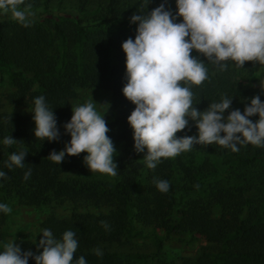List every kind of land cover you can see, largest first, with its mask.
<instances>
[{"label":"trees","instance_id":"16d2710c","mask_svg":"<svg viewBox=\"0 0 264 264\" xmlns=\"http://www.w3.org/2000/svg\"><path fill=\"white\" fill-rule=\"evenodd\" d=\"M25 3L31 5L30 12L38 18L27 27L0 22V70L6 72L14 89L8 98L10 103L32 106L35 96L45 97L53 108L59 137L53 142L35 139L31 113L19 115L0 110V139L9 134L17 140L9 147L0 145V170L5 172V177L0 178V202L12 196L19 205L28 207L70 202L75 208L90 209H74L62 218L52 213L40 223L39 230L49 229L56 238L65 230H73L77 239L73 259L83 256L87 264L134 263H123L114 251L131 234L132 221L166 235L204 237L205 245L196 257L160 264H264V147L238 145L239 150L232 152L215 144H194L189 151L162 158L154 169L145 166L143 153L133 151L126 117L134 105L121 94L125 81L120 44L134 37L135 24L128 21L142 10L141 0ZM160 3L161 0H149L145 11ZM165 7L174 12V0H166ZM191 54L206 63L203 56ZM232 63L224 71L206 63L208 78L198 86L190 85L197 110L228 96L232 97L230 107L242 112L247 103H241L242 98L260 95L264 65L246 61L242 68H236ZM84 87L105 90L111 96L113 120L106 124V135L114 146H121L113 158L117 174L111 182L65 177L66 172L77 167V156L66 155L58 165L46 158L50 151L61 150L62 143L69 139L62 128L71 116L68 102L75 98L77 88ZM260 99L264 101V95ZM195 134L190 121L185 130L175 135ZM20 150L27 152L25 168L3 167L7 155ZM213 166L231 184L212 189L205 197L182 201L183 193L198 189L201 180L218 173ZM27 168H31V175L24 180ZM179 175L184 184L178 194L173 180ZM153 178L168 181V191L159 192ZM5 218L6 214L0 213V244L5 243ZM101 221L107 223V229ZM20 248L24 250L23 246ZM96 248L101 249L102 256L94 254ZM28 264H33L31 258Z\"/></svg>","mask_w":264,"mask_h":264},{"label":"clouds","instance_id":"9594fccd","mask_svg":"<svg viewBox=\"0 0 264 264\" xmlns=\"http://www.w3.org/2000/svg\"><path fill=\"white\" fill-rule=\"evenodd\" d=\"M148 2L141 0L142 10L129 18V24H135L134 37L120 44L125 81L121 94L134 105L126 117L133 151L143 153L145 166L154 169L162 158H173L191 150L194 144H215L232 152L239 150L238 145L264 147V101L260 99L264 86L259 83L260 95L241 99V103L247 100L242 112L230 107L232 97L228 96L197 110L190 88L208 78L206 63L220 71L229 62L236 68H242L246 61L264 65V0H174V12L165 7L166 0L145 11ZM30 7L25 0H0V16L7 14L27 27ZM192 52L203 56L206 63ZM92 101L71 107V116L62 125L69 139L61 150L50 151L46 158L58 165L66 155L83 152L82 163L88 171L114 176L115 148L106 135L109 129L103 115ZM31 105L26 111L31 113L34 138L57 140V120L45 97L35 96ZM253 116L257 118L250 119ZM190 121L195 135H175ZM16 142L9 134L0 139L5 147ZM26 153L11 152L3 167L25 168ZM30 175L31 168H27L22 178L27 180ZM4 177L5 172L0 170V178ZM153 184L161 193L169 189L168 181L163 179L153 178ZM10 211L7 203L0 202V213ZM100 223L108 228L106 222ZM39 234L35 242L38 254L22 251L13 240L0 244V264H28L29 258L33 264H87L83 256L73 259L77 249L73 230H65L59 238L49 229ZM93 252L98 257L103 255L99 248Z\"/></svg>","mask_w":264,"mask_h":264},{"label":"rangeland","instance_id":"374dc122","mask_svg":"<svg viewBox=\"0 0 264 264\" xmlns=\"http://www.w3.org/2000/svg\"><path fill=\"white\" fill-rule=\"evenodd\" d=\"M38 18L37 14H32L30 23ZM15 22L9 15L0 16V22ZM14 91L13 87L8 82V75L5 71L0 70V110L5 112H14L19 115H27L30 112L31 106H22L8 101L9 95ZM110 93L105 90L95 88H77L75 98L68 102V107L71 112V107L84 103L85 101H92L94 107L99 113L103 115L106 124L113 120V116L109 109ZM130 130V129H129ZM131 132V131H129ZM64 145V143H62ZM62 145V146H63ZM115 154L120 151L119 144L114 146ZM85 153L81 152L77 156V167L75 170L66 172L65 177L75 178L79 180H93L99 182H111L114 176L100 174L97 172L88 171L82 163V157ZM114 158V157H113ZM215 166H213L214 169ZM218 173L207 179L200 181V187L196 190H188L182 194L183 200L187 198L205 197L208 191L225 187L231 184L227 180L219 168L215 167ZM174 176V186H176L177 193L181 192L180 187L183 186V179ZM3 203H7L11 211L6 214L4 222V242L13 240L14 244L23 246L24 250H30L38 254L34 247L37 236L40 230V223L50 214H56L58 218L69 215L72 211H86L88 208H75L70 202L63 204H50L39 207H28L19 205L16 199L8 196ZM133 230L130 235L125 236L126 242L114 249L117 256L124 262H131L132 264H160L163 262L174 261L180 257L194 258L198 254L200 248L205 245V240L202 235L193 234L186 237H177L166 235L164 232L153 229L152 226H144L132 221Z\"/></svg>","mask_w":264,"mask_h":264}]
</instances>
